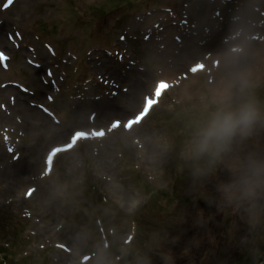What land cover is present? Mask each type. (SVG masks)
I'll return each instance as SVG.
<instances>
[{
	"label": "rangeland",
	"instance_id": "1",
	"mask_svg": "<svg viewBox=\"0 0 264 264\" xmlns=\"http://www.w3.org/2000/svg\"><path fill=\"white\" fill-rule=\"evenodd\" d=\"M2 1L3 0H0V4L2 3ZM71 2L72 0L64 1L66 6H69ZM58 3L59 2L57 0H18L16 5L12 9L8 10L6 13L0 12V20L3 19L8 22V24L4 26V31L2 33H5V30L10 29V27H6L9 25L10 21H13L14 25L16 26V29L20 31L24 36L29 37V40H26L24 44L36 45V42H34L30 38L31 35H34L36 32L41 34L38 29H40L42 25H48L46 22L52 20L55 15H59L62 17L65 16L67 11L64 8L54 9L51 7V5H57ZM51 8L53 9L52 12ZM193 8L196 7L193 6ZM240 13L244 16L249 15L247 12L243 11H240ZM79 14L80 12L77 8H71L65 18L54 19L51 25L52 32L57 37H62L65 34H71L70 30H66V28H64V24H74V21L78 18ZM254 18L259 21H264V18L261 17L256 16ZM44 22L46 24H44ZM85 30L87 31V28ZM260 44L262 46L249 47L248 45L245 46V44H243L242 42H235L230 46H226V49L222 51L217 50L216 53L209 52L208 48L205 47L200 48V51H196L193 56L191 55L187 58H184L185 64L183 65V67H179L180 65H176L175 69L171 71L173 73L165 74L163 75V78L162 76L157 77L156 73L158 71L161 72V69H164L169 66L168 62L166 63V61L168 60V57H172L173 52L177 49L176 46H169L163 42L157 43L154 37H151L148 42H141V52L136 53L134 50H132V57L134 59H137L138 61L142 60V64L144 65L143 67L146 68V71H135V73L133 74L145 75L148 72V81L151 82V85H148L144 89H140L138 91V94L135 95L134 87H131L130 83L124 80V82H122V85H130L129 91H132L131 94L135 97L136 107L134 111H131L126 115L117 116L115 118L108 117L102 122V124H104V122H107L108 120L111 121L112 119L124 120L126 117H131L141 105L140 96L143 93H146L148 88H151L152 84L158 79L169 78L170 80H174L176 78L175 75L179 76L181 73H185L186 69H188L196 61H203L205 54L209 53H213L211 58H217L221 64V57H226L228 54L231 55V48L241 49V53H232L235 55L231 56H233L236 63L239 64L240 67H248L246 70L254 72L259 77V84L256 89H259L260 87L264 88V57L262 59H259V56L256 54L264 52V42ZM159 47H162L164 49L162 50L161 54H151L154 49ZM111 51L114 52V50ZM184 51L185 50H183L182 53L180 51L179 54L182 55ZM20 54L22 55L21 58H19L18 55L15 53V58L12 62V72L0 73V82L7 80H16L22 82L31 81L32 69L29 68L23 61L24 57L30 56V54L25 49H21ZM161 61H163L162 64H160ZM112 63V61H109V65H112ZM100 72H103V70H101ZM108 73L112 74V70H109ZM192 77L190 76L187 81H183L181 86L176 89V92H171L167 94L163 101L166 102L167 99V102L164 105L160 106L162 108L160 110L156 109L152 113V115H150V117L144 122V125L142 127L138 129L136 128L133 131L134 133H137L140 137H145V139H143L145 142V144L143 145V150L140 151L134 147H130L128 150L126 149L122 151L123 156L121 159L126 162H138V166L140 168H143L145 174L154 171V174H157L158 176V185L160 186V189L163 190L161 194L169 193L172 190V187L174 186L177 192L183 193V195H185V193L187 194L188 191L190 195H195L199 192H206L210 193V196L213 198V201H211V204H213L212 206L208 204H205L206 206L200 207L195 205L185 207L181 210H177L175 208V203L171 202H169L166 208L158 209L155 206L151 211L144 215V218H150L155 225H158V221L163 220L167 216L169 218L173 216L171 220L175 222H179L180 217L188 218L191 220V222H194L192 223V226L196 228L194 232L198 233L199 235H202L209 230V227L212 225L211 223L215 224L217 218L224 219L227 222L231 220L232 222L230 223V228L228 230H225L224 232L221 231V225H215L214 234L212 236L198 238V240H196L194 244H192V248L195 250H193L192 258L190 257V260H188V258L184 256L183 253L179 252L178 248H174L175 237L172 236L173 244H169L166 246L168 237H163L161 234L154 233V236L150 237V244L152 248H155L153 247V241L159 240L161 242V247L159 249L155 248V253L157 256H150L148 253L147 257L150 260V264H164V261L161 259V256L162 254L168 253L172 255L173 260H180L177 264H183L186 261L190 262L188 264H192L193 260H196L198 264H229L230 261L232 264H241L246 261L247 257L250 259L248 262H251L252 260L263 262L264 220H262L259 224L252 226L247 222V213L245 211L247 205H242L239 208H237L235 205L231 207H227L224 205L218 189L222 184L230 183L232 177L223 163H221V168L216 170L213 175H208L207 177L204 176L206 177L205 181L200 186L193 187V184L191 185V183L188 182V180L186 179L188 177L187 174L190 172L192 173L190 169V172L184 171L183 173H181L180 182L175 183V179L179 176V167L182 164H179V160L177 159L174 151L166 152L164 150L163 143L165 139L172 135L173 132H177L178 130H180L182 128V124L180 121H176L173 119L172 113L174 112V110L177 109H172V107L167 103H172L171 101L176 102L182 100L183 104L180 105L181 107H192L193 105L199 104L201 102L200 97L207 96L216 82V80H214V77H211L213 83L210 84L211 81H208L206 74H199L193 80ZM217 78L218 75L215 79ZM37 87L40 88L41 86L38 85ZM129 93L125 96H128ZM256 97L261 103H264V89L260 93H257ZM87 114L88 110H85L84 115ZM69 128L71 131L73 129H81L82 127L79 126L78 123H76L75 125L70 126ZM60 130L63 132L64 136H62L59 141L55 142L51 139L53 134L51 133L50 128L47 134H41L39 131H37L36 133L28 128V132L25 131L26 139L23 140L24 146L21 147V151H25L28 149L30 151L31 145L34 143H38L39 145H41L37 156V160H39L42 155L48 150L49 147L56 143H62L65 140L66 136L69 134V132H66L63 128H61ZM131 139L132 138H130V140ZM109 142L110 144L108 146H111V144L114 143L113 140H110ZM116 146H119V144ZM258 147L263 149V152H261L260 154L264 155V130L259 131L256 136L252 137L250 146H247L244 153L240 155L243 156L251 152H256V149ZM79 150H82V148L80 147L78 151ZM104 150L106 149H102L103 152L99 154V157H95L94 150L92 148L90 150L89 160L94 161L95 163L100 160L99 163H102V165L106 168V172H98L93 170H89V172L93 173L96 178L98 174H107V178L108 180H110V182H108L110 194H114L115 196H118L124 199L125 201H139L138 206L132 211L139 209L140 205L144 201L142 194L143 178H141V174H139L141 179V183L139 186L135 182H130L131 176L128 173L127 167L123 168V170L121 169V167H118L116 169V172H113L115 166H111L110 159L112 157H115L116 161H118L119 158L117 156V153L114 151V149H111L106 152ZM78 151H74V155H72V153L60 158L57 163L56 170L53 173V176L58 175L61 179L65 178V165L69 162L70 159L79 158L78 155L80 154V151ZM77 152L78 155L75 154ZM130 156H133V159L130 158ZM1 162L2 160L0 158V163ZM46 181L41 184H38V192L36 193V196L34 198L32 197V199H30L28 202L21 203V206H16V204H7V206L3 207V204H0V245L8 238L9 235L16 232L14 228L15 224L20 221V217L16 214L22 215L24 210H30L31 214L32 212H34L35 218L38 219V223H36V221L32 222L33 224L30 225V228H33L35 232H38L40 228L41 233L44 234L42 238H34L37 240L36 242H39V244L41 243L46 245L43 240L47 239L49 246L56 243H62L64 245H67L74 252V245L77 243V233L88 228H85L82 226V224H80L81 220L77 217V211L74 212L70 211L68 208L61 207L60 203L57 201L49 202ZM189 197L192 199L191 196ZM160 200L161 198L158 197L156 199L157 203L161 202ZM7 211L9 212L6 217L4 212ZM123 211L126 212V210ZM168 212H170V215H168ZM6 220H8V222H6ZM61 220H65L64 229L60 230L59 232L53 230V227ZM45 227H47L46 230ZM155 229L156 228H153V230ZM91 230L94 231L95 236L97 238L101 239L97 231L95 230V227H92ZM124 231V227L120 226L119 230L115 232L113 238L109 236L108 238H106L108 243L110 244V247H114L119 245L121 242H125L126 234ZM247 235H250V237L245 242V244L238 250V252L233 257H230L233 253V246L235 245V243L239 245V243L243 241ZM214 241L216 242V244L213 249L211 246V249H209L208 252H199V250L203 248L205 244H208L210 242L212 243ZM252 249H255V254ZM52 252V258L56 257V259L58 260V264H75L76 262V256L74 255V253H72L71 255H64L54 250H52ZM86 252L89 255L94 254L91 241L89 242ZM260 252H262V255L260 254ZM251 254H254L253 257H249ZM52 260L53 259L49 258V263H52ZM115 264H117L116 261ZM118 264L122 263L120 262Z\"/></svg>",
	"mask_w": 264,
	"mask_h": 264
},
{
	"label": "clouds",
	"instance_id": "2",
	"mask_svg": "<svg viewBox=\"0 0 264 264\" xmlns=\"http://www.w3.org/2000/svg\"><path fill=\"white\" fill-rule=\"evenodd\" d=\"M259 77L250 70H241L232 57L221 59V69L215 87L207 96L200 97V103L192 107H179L182 100L176 101L173 119L180 121L182 128L165 139L166 152H175L183 166L194 176H207L215 173L223 163L231 174V182L222 184L219 193L225 206L237 208L247 205V222L255 226L264 220V155L251 152L241 156L233 151V145L246 141L264 130V103L256 95ZM89 170L98 171L94 161L88 158H72L65 165V178L49 177L46 181L49 202L57 201L61 207L79 211ZM149 175V179H152ZM139 201L128 200L113 195L108 209H100L103 214H115L116 210H126L131 214ZM74 245L75 264L80 256L87 254L92 242L94 255L89 264H115L114 253L121 259L131 256L128 264H150L149 258L137 247L120 243L105 249L103 241L91 229L77 233ZM159 249L161 242L153 241ZM164 264H174L170 253L162 254Z\"/></svg>",
	"mask_w": 264,
	"mask_h": 264
},
{
	"label": "bare ground",
	"instance_id": "3",
	"mask_svg": "<svg viewBox=\"0 0 264 264\" xmlns=\"http://www.w3.org/2000/svg\"><path fill=\"white\" fill-rule=\"evenodd\" d=\"M256 46L258 47L259 45H255L254 43H252L249 47H256ZM219 51H221V50H219ZM256 54L259 56V59H262L264 57V52L259 53V54L256 53ZM226 57H232L233 58V56H231L229 54ZM255 57H257V56H255ZM222 58H223V56L221 57V59ZM236 65L241 70H245V69L248 68V67L242 68L237 63H236ZM130 79L132 80V82H134V88L137 90V93H135V95H136V94H138V91L140 89L146 88V86L148 85L147 82H148L149 77L148 76H135V77H132ZM217 79H216V81H217ZM215 86L216 85L214 84L212 88H214ZM143 95L144 94H142L140 96V98L143 97ZM135 101H136L135 100V97L130 95L128 97V103H127L128 105H127V107H125V109H122V110H119L117 108V106L114 105V104H108V105H106V108L105 109H103V108L100 109V111L98 112V115H96V117L94 119V123L102 124V122L104 120H106L108 116L125 115L123 113H126L128 111H131L134 108L135 103H136ZM106 110H108V111H106ZM113 110L116 111L117 113L116 114H110ZM16 111L17 112H21L24 116H34V115H37L36 112L26 109L21 104H18L16 106ZM119 111H120V113H119ZM42 120L45 121L46 119L45 118H42ZM115 137H116V134H113L112 135V138H115ZM40 146L41 145H37L35 147V149L33 151L34 154H38L39 149H40ZM37 166H38V163L33 158L29 163L24 162L21 166H18V167H10V168L7 169V171H4L3 174H4V180L6 182V187L9 188V189H11V191L8 192V193H11L14 188L21 189L25 185V182H27V179H26L27 177L25 178V173L26 172L35 171L37 169Z\"/></svg>",
	"mask_w": 264,
	"mask_h": 264
}]
</instances>
